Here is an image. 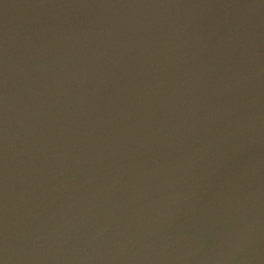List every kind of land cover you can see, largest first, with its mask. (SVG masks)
Masks as SVG:
<instances>
[{
    "label": "water",
    "instance_id": "water-1",
    "mask_svg": "<svg viewBox=\"0 0 264 264\" xmlns=\"http://www.w3.org/2000/svg\"><path fill=\"white\" fill-rule=\"evenodd\" d=\"M0 264H264V0H0Z\"/></svg>",
    "mask_w": 264,
    "mask_h": 264
}]
</instances>
